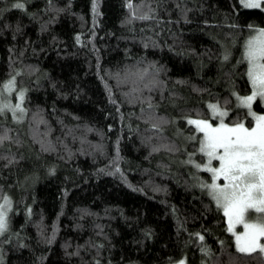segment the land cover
<instances>
[{"label":"trees","instance_id":"trees-1","mask_svg":"<svg viewBox=\"0 0 264 264\" xmlns=\"http://www.w3.org/2000/svg\"><path fill=\"white\" fill-rule=\"evenodd\" d=\"M128 2L0 0V88L17 76L26 109L23 124L0 115V264H264L236 251L200 187L210 174L186 163L205 159L187 119H211L208 104L251 123L236 95L251 91L242 54L264 10L132 0L140 20ZM128 69L148 75L125 82Z\"/></svg>","mask_w":264,"mask_h":264},{"label":"snow or ice","instance_id":"snow-or-ice-1","mask_svg":"<svg viewBox=\"0 0 264 264\" xmlns=\"http://www.w3.org/2000/svg\"><path fill=\"white\" fill-rule=\"evenodd\" d=\"M241 4L247 9L264 10V0H241ZM12 7L23 10L25 4L16 2ZM127 8L133 19L152 18L147 13L137 15L138 8L132 0L127 3ZM228 58L226 54L224 59ZM242 61L247 64L246 76L251 91L246 96L236 95L237 106L247 109L246 115L251 117V123L246 124L244 120L226 123L228 111L218 103L208 104L211 119H187V124L193 126L198 134L189 139L198 142L197 151L205 159L197 162L190 156L186 163L191 164L197 171L210 174L211 182H201L200 187L207 190L217 209L222 210L226 217L227 231L235 237L236 251L251 255L257 251L264 253V114L253 111L254 102L258 99L264 101V29H256L254 35L246 40ZM147 75V69H128L125 82L136 84ZM155 83L153 80L152 85ZM14 90L15 78H12L3 85V91L11 94ZM136 90L133 88V91ZM24 99V91H20L19 102L13 105L0 92V115L6 110L11 111L13 119L17 123L21 122L26 113L22 106ZM149 107H152L151 104ZM158 127L153 124V128ZM8 139L7 134L0 136V145ZM3 199L4 203L0 204V236L8 229V211L11 208V200L7 196ZM237 226H242L243 231L237 232ZM198 236L201 241L204 240L202 235ZM179 264L185 262L181 260Z\"/></svg>","mask_w":264,"mask_h":264},{"label":"rangeland","instance_id":"rangeland-1","mask_svg":"<svg viewBox=\"0 0 264 264\" xmlns=\"http://www.w3.org/2000/svg\"><path fill=\"white\" fill-rule=\"evenodd\" d=\"M258 29H264V28H258ZM256 30V29H255ZM254 30V31H255ZM254 31L252 32V33H250L249 35H248V37L246 38V40L250 37V36H252V35H254ZM12 78H15V90L11 93V94H8L7 92H4L3 91V86H2V88H0V92H3V98L4 99H6L8 102H10V103H12L13 105H15L16 103H18L19 101H18V93L20 92V91H24V93H25V90L24 89H22V88H19V87H17V76H12L9 80H11ZM8 80V81H9ZM8 81H6L5 83H7ZM4 83V84H5ZM250 94V93H249ZM249 94H246V95H249ZM263 103H264V101H262ZM23 106V105H22ZM253 111L254 112H256L254 109H253ZM228 113H229V111H228ZM257 114H264V113H262V112H256ZM4 114L6 115V114H11L12 115V113H11V111H5L4 112ZM3 114V115H4ZM17 115H19V113H17ZM12 119H13V115H12ZM195 119V118H194ZM197 119V118H196ZM200 119H202V118H200ZM25 120V116H24V118H23V120L22 121H24ZM15 122H16V120H14ZM225 122L226 123H228L227 121H226V117H225ZM22 123V122H21ZM23 124V123H22ZM21 124V125H22ZM194 135H196V134H194ZM214 166H216V164L214 163ZM205 182H208V181H205ZM211 181H209V183H210ZM220 183H223V181H220ZM9 199H10V196H7ZM4 203V200H3V202H1L0 204H3ZM8 213H9V211H8ZM236 231L237 232H242L243 231V229H242V226H237V228H236ZM181 260H183L184 262H185V264H186V259L184 258V259H180V260H178V261H176V262H172V263H168V264H179V261H181Z\"/></svg>","mask_w":264,"mask_h":264}]
</instances>
